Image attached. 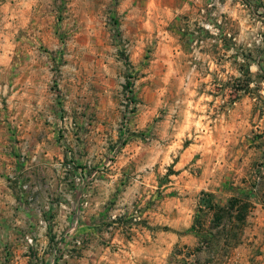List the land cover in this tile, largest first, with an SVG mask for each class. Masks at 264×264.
<instances>
[{"label": "rangeland", "instance_id": "obj_1", "mask_svg": "<svg viewBox=\"0 0 264 264\" xmlns=\"http://www.w3.org/2000/svg\"><path fill=\"white\" fill-rule=\"evenodd\" d=\"M213 158L250 175L220 264H261L264 0H0V207L46 234L0 264L192 262Z\"/></svg>", "mask_w": 264, "mask_h": 264}, {"label": "crops", "instance_id": "obj_2", "mask_svg": "<svg viewBox=\"0 0 264 264\" xmlns=\"http://www.w3.org/2000/svg\"><path fill=\"white\" fill-rule=\"evenodd\" d=\"M186 1V0H185ZM193 1V0H189ZM24 85L22 86V82L20 83L18 95L20 98L19 105L22 106L24 104H31L33 95V88L28 79ZM29 90H28V89ZM26 98V99H24ZM205 158H201L198 161H202ZM210 160V159H209ZM211 164H205L200 166V173L198 176H193V201L197 205V200L199 201L198 195L201 192H207L211 195L213 202L217 205H223L226 201L233 198L234 196H238L243 194L247 188V184L249 182V177L245 174V168L241 166L239 160L234 162V165H230L228 160L225 162L219 158H214L211 160ZM239 162V163H238ZM202 167V168H201ZM226 173V177L221 179L219 177L220 172ZM228 177V178H227ZM218 178V179H217ZM221 180V181H220ZM221 182V183H220ZM255 208L253 210L259 214V218L264 220V204L259 201H254ZM17 207V208H16ZM20 206H5L1 205L0 207V241H10L13 239L14 241H23L26 237L33 235L32 239L38 240V238H43L46 234H41L37 230V222L36 220H29L23 216H21ZM10 211L13 213L10 215ZM16 212V213H15ZM249 216H246L248 218ZM34 232L31 234L28 231H24L25 228H29ZM24 229V230H23ZM260 259L259 263L264 264V256H257L255 258L256 261ZM21 263V258L16 260V264Z\"/></svg>", "mask_w": 264, "mask_h": 264}, {"label": "trees", "instance_id": "obj_3", "mask_svg": "<svg viewBox=\"0 0 264 264\" xmlns=\"http://www.w3.org/2000/svg\"><path fill=\"white\" fill-rule=\"evenodd\" d=\"M242 205L240 200L231 198L223 205H217L213 202L211 195L207 192H201L199 196L198 207L203 206L214 211L212 226L208 231L201 234L199 237V246L193 252V261L185 262L180 260V251L174 253L173 261L169 264H220L219 258L225 256L226 251L222 252L226 247H229L228 239L231 230L236 228L232 211L239 212L235 221L243 222L246 218V205ZM227 219L225 220V218ZM196 222V221H195ZM202 225V224H201ZM192 230L196 229V224L191 226ZM214 229L216 232H213ZM207 253L206 258H201V252Z\"/></svg>", "mask_w": 264, "mask_h": 264}, {"label": "built area", "instance_id": "obj_4", "mask_svg": "<svg viewBox=\"0 0 264 264\" xmlns=\"http://www.w3.org/2000/svg\"><path fill=\"white\" fill-rule=\"evenodd\" d=\"M69 166V165H68ZM259 180V178L257 179V181Z\"/></svg>", "mask_w": 264, "mask_h": 264}]
</instances>
